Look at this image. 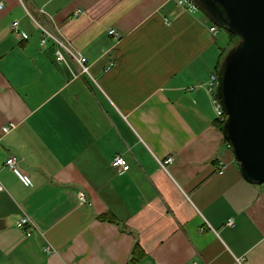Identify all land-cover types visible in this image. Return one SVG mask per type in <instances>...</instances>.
Wrapping results in <instances>:
<instances>
[{
    "label": "crops",
    "instance_id": "1",
    "mask_svg": "<svg viewBox=\"0 0 264 264\" xmlns=\"http://www.w3.org/2000/svg\"><path fill=\"white\" fill-rule=\"evenodd\" d=\"M0 3V264H129L135 242V264H264V185L244 180L215 125L218 34L201 12L172 0ZM31 18L58 28L88 74L57 64ZM117 155L128 171L110 166Z\"/></svg>",
    "mask_w": 264,
    "mask_h": 264
},
{
    "label": "water",
    "instance_id": "2",
    "mask_svg": "<svg viewBox=\"0 0 264 264\" xmlns=\"http://www.w3.org/2000/svg\"><path fill=\"white\" fill-rule=\"evenodd\" d=\"M217 28L238 38L217 69L222 136L241 176L264 185V0H192Z\"/></svg>",
    "mask_w": 264,
    "mask_h": 264
},
{
    "label": "built area",
    "instance_id": "3",
    "mask_svg": "<svg viewBox=\"0 0 264 264\" xmlns=\"http://www.w3.org/2000/svg\"><path fill=\"white\" fill-rule=\"evenodd\" d=\"M178 7L185 9L186 11L189 12H196L198 11L197 8L195 7L194 3L192 0H172ZM3 5L0 3V8H2ZM35 26L39 29L41 33V38H40V46L44 47L47 42H51L54 46V59L55 62L59 65L65 66L68 70L72 71V66H76L79 69V72L81 74H88V68L86 66V60L83 58L80 53H78L75 49H73L69 43L62 37L60 31L58 28L50 29L43 24L39 23L37 20L31 18ZM11 30L14 34L19 35L20 38L25 39L26 35L23 33H20L18 31V25L16 22H14L11 26ZM219 31V28H217L215 25H210L209 26V32L211 35H217ZM110 36H113L115 39H117V34L114 30H110L108 32ZM217 85V75L215 73L211 74L209 77V81L206 86V91L210 94L211 96V104L214 109L216 118L218 120H224V113L220 107V104L215 96V89ZM16 128V123L14 122H9L7 125L2 127L1 133L3 135L8 134L10 131ZM19 159L15 156H9L6 161H5V167L8 168L12 173H14L18 179H20L22 182H25L26 179L25 177L20 173L19 169ZM172 162L171 157H167L163 161H159V165L164 168L165 165L169 164ZM110 166L121 172H125L129 170V165L127 162L124 160L123 157L117 155L113 158ZM221 167L223 165L221 164ZM3 190V187L0 184V191ZM80 201L81 203L85 204L86 199L85 195L83 193H80ZM31 225L30 220L27 217H21L15 222V228L23 233L25 237H29L31 235L29 231V226ZM226 226L232 227L233 226V221L231 219L227 220ZM44 252L46 254H50V247L44 248ZM240 262V261H239Z\"/></svg>",
    "mask_w": 264,
    "mask_h": 264
},
{
    "label": "trees",
    "instance_id": "4",
    "mask_svg": "<svg viewBox=\"0 0 264 264\" xmlns=\"http://www.w3.org/2000/svg\"><path fill=\"white\" fill-rule=\"evenodd\" d=\"M210 25H213V24L209 22V26ZM224 32L226 33V35L228 37V44H227V46L225 48H219L218 49V53H219L218 54V59H217V62H216L215 68H214V73L215 74L217 73L218 66H219L223 56L228 52V50H230L238 42V38L237 37H235L234 35L226 32V31H224ZM224 120H225V115H224ZM224 120H222V121L218 120V119L215 120V125L221 131V133H222V126H223ZM224 142H225V140H224ZM98 219L101 220V221H104V222H109L111 224H115V225H119L120 226L118 221L112 215H107V214L106 215H101V216L98 217ZM122 231H127V229L122 227ZM141 253H142V251H141L138 243L135 242V244L133 245L132 251H131L129 264H135L138 261H140L141 260V256H142Z\"/></svg>",
    "mask_w": 264,
    "mask_h": 264
},
{
    "label": "rangeland",
    "instance_id": "5",
    "mask_svg": "<svg viewBox=\"0 0 264 264\" xmlns=\"http://www.w3.org/2000/svg\"><path fill=\"white\" fill-rule=\"evenodd\" d=\"M227 44H228V37H227L226 33L223 30L219 29L218 36L216 38L217 47L225 48L227 46Z\"/></svg>",
    "mask_w": 264,
    "mask_h": 264
}]
</instances>
